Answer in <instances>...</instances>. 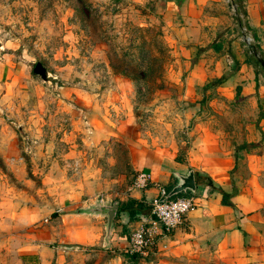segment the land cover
<instances>
[{
	"label": "rangeland",
	"instance_id": "obj_1",
	"mask_svg": "<svg viewBox=\"0 0 264 264\" xmlns=\"http://www.w3.org/2000/svg\"><path fill=\"white\" fill-rule=\"evenodd\" d=\"M228 12L238 13L229 3ZM236 20L237 35L247 47L244 31L253 38L251 44L263 42L264 23L254 36L246 26L241 29L244 16L236 15ZM171 30L164 28L160 12L150 3L0 0V45L14 53L33 80L11 98L15 122L4 146L18 150L26 169L36 167L24 174L33 179L32 188L46 195L45 183L55 181L56 197L78 191L80 201L94 199L83 210L78 203L72 205L70 211L81 217L97 204L121 202L128 195L145 150L182 161L197 145H215L224 135L240 138L248 125L264 117L262 95L252 103L237 93L219 99L215 88L206 91L203 85L192 95L185 75L199 51L183 57ZM37 62L45 78L32 72ZM258 75L264 86V74ZM0 164H5L1 155ZM50 166L49 172L39 171ZM5 174L13 179L12 172ZM120 215L124 213L116 214L112 223L118 225ZM105 220L102 215L106 243L66 244L68 264H214L205 254L189 261L168 252L173 231L156 236L146 254L128 256L124 245L130 227L125 226L126 233L118 228L119 238L109 244ZM65 224L81 226V220L68 218Z\"/></svg>",
	"mask_w": 264,
	"mask_h": 264
},
{
	"label": "crops",
	"instance_id": "obj_2",
	"mask_svg": "<svg viewBox=\"0 0 264 264\" xmlns=\"http://www.w3.org/2000/svg\"><path fill=\"white\" fill-rule=\"evenodd\" d=\"M128 1L156 7L164 28L172 29L183 57L198 49L185 75L186 89L192 95L197 85H203L206 91L215 88L219 99L232 98L233 93L245 96L251 103L260 95L264 98V86L258 78V73L264 74V38L263 42L257 39L254 50L247 47L237 35L238 21L236 15L229 16L226 0ZM234 3L238 15L245 17L247 29L253 35L261 32L263 0H234ZM32 84L14 53L0 45V155L5 160L4 165L0 164V264L4 261L68 264L64 260L66 244L93 247L106 243L102 215L92 211L76 217L78 214L70 211L72 205H82L83 210L94 199L80 201L78 191H72L70 197L65 194L56 197L52 192L59 184L55 181H42L47 194L39 193L32 188L33 179L24 176L25 170L33 172L36 167L26 169L17 158L18 150L4 146L10 135L8 129L15 122L11 119L15 108L11 98ZM263 125L264 117L260 115L240 138L224 135L215 145H197L182 161H176L170 153L151 149L143 152L138 171L146 172L151 181L167 190L178 182V176L192 172L194 190L184 194H194L197 205L173 229L170 236L173 244L166 247L168 252L189 261L205 254L214 264H264V141L259 142L264 134ZM194 139L197 141L198 137ZM249 143L255 147L250 148ZM6 170L12 172V180L6 178ZM50 170L51 166L39 169ZM128 192L119 206L132 198L144 205V211L137 210L129 218L126 210H121L124 215H120L119 224L112 223L110 227L109 244L119 238V231L126 233L125 226L130 231L136 227L138 215L147 212L148 201L157 194L151 183L143 189L131 187ZM54 215L58 220L51 219ZM68 218H80L81 226L66 225Z\"/></svg>",
	"mask_w": 264,
	"mask_h": 264
},
{
	"label": "built area",
	"instance_id": "obj_3",
	"mask_svg": "<svg viewBox=\"0 0 264 264\" xmlns=\"http://www.w3.org/2000/svg\"><path fill=\"white\" fill-rule=\"evenodd\" d=\"M226 3L230 4L232 11L237 10L234 0H226ZM236 15L242 17L238 13ZM241 29L246 30L245 25ZM243 37L249 47L254 44H251L253 38L249 36L247 31H244ZM150 183L156 188L157 194L148 201L147 212L138 215L137 225L129 233L126 245H124V253L128 256L146 254L147 250L154 244L156 236L173 231L197 205L194 194H184L174 198L168 197L169 191L159 183L151 181L149 175L144 171H137L132 182V188L143 189Z\"/></svg>",
	"mask_w": 264,
	"mask_h": 264
},
{
	"label": "water",
	"instance_id": "obj_4",
	"mask_svg": "<svg viewBox=\"0 0 264 264\" xmlns=\"http://www.w3.org/2000/svg\"><path fill=\"white\" fill-rule=\"evenodd\" d=\"M32 72L38 74L41 78H45L44 68L38 62L34 64ZM177 179L178 182L171 188H169L168 197H173L174 195L181 192L186 193L187 191L192 192L194 190V181L191 171H188L185 175L178 176ZM118 206L119 202L114 201L113 203H100L87 210L91 212L93 211L95 213H100L101 215H105V230L107 231V234H109V230L112 225V220L116 215Z\"/></svg>",
	"mask_w": 264,
	"mask_h": 264
},
{
	"label": "trees",
	"instance_id": "obj_5",
	"mask_svg": "<svg viewBox=\"0 0 264 264\" xmlns=\"http://www.w3.org/2000/svg\"><path fill=\"white\" fill-rule=\"evenodd\" d=\"M254 47H255V45H253V46H251V48L254 50ZM151 56V55H150ZM149 56V57H150ZM152 59H153V57H152ZM125 71V69L123 68L122 69V71L121 72H124ZM130 73V72H129ZM129 73H124V74H128L127 76H129L130 74ZM167 190V189H166ZM168 191V190H167ZM187 193V192H186ZM181 195H184V193L183 192H181V193H178V194H176V195H174L173 196V198L174 197H177V196H181ZM226 204H229L228 202H225ZM143 204H141V203H139V202H137V201H135V200H133L132 198H130V200H128L126 203H124V204H122L121 206H119L118 207V209H117V212H116V214H118L119 213V211H121V210H126V212L128 213V215H129V218H131V217H133V215H134V213H135V211H144L143 210ZM131 258H133V257H131Z\"/></svg>",
	"mask_w": 264,
	"mask_h": 264
}]
</instances>
